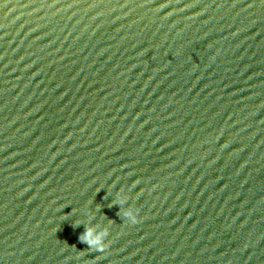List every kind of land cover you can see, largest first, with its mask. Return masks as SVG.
Wrapping results in <instances>:
<instances>
[{
	"label": "water",
	"instance_id": "95a60500",
	"mask_svg": "<svg viewBox=\"0 0 264 264\" xmlns=\"http://www.w3.org/2000/svg\"><path fill=\"white\" fill-rule=\"evenodd\" d=\"M0 264H264V0H0Z\"/></svg>",
	"mask_w": 264,
	"mask_h": 264
},
{
	"label": "clouds",
	"instance_id": "9594fccd",
	"mask_svg": "<svg viewBox=\"0 0 264 264\" xmlns=\"http://www.w3.org/2000/svg\"><path fill=\"white\" fill-rule=\"evenodd\" d=\"M126 215L131 218L132 222H136L137 216L132 209L126 212ZM82 240L86 242L90 247H95L103 251L107 245L104 242V233H94V230L89 228L86 229L82 235Z\"/></svg>",
	"mask_w": 264,
	"mask_h": 264
}]
</instances>
